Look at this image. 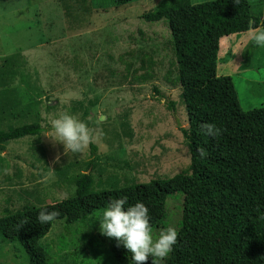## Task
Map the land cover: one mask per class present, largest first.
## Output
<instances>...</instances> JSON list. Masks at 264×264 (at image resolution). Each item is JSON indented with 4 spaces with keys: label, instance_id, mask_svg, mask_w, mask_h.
<instances>
[{
    "label": "rangeland",
    "instance_id": "rangeland-1",
    "mask_svg": "<svg viewBox=\"0 0 264 264\" xmlns=\"http://www.w3.org/2000/svg\"><path fill=\"white\" fill-rule=\"evenodd\" d=\"M161 1L116 7L110 0H0L1 124L36 121L43 129L36 137L7 143L0 152V216L4 210L71 197L75 188L68 179L79 173L100 183L94 189H105L170 178L188 167L179 131L187 117L180 88L173 84L167 22L142 19ZM211 1L216 0H191ZM249 4L253 15L264 12V0ZM49 24H55L54 34H46ZM49 38L61 41L59 54L47 48ZM246 51L250 61L245 66ZM149 59L154 65L139 69ZM216 70L231 78L241 109L264 107V47L253 45L251 31L220 40ZM62 112L92 130L94 138L78 153L64 152L51 138L49 122ZM90 161L93 167L87 168ZM182 203V193L168 198L165 228L177 229ZM100 213L84 226H65L63 220L52 224L40 241L52 264H124L109 248L112 238L99 231ZM162 229L151 233L155 237ZM0 264L29 263L18 242L0 236Z\"/></svg>",
    "mask_w": 264,
    "mask_h": 264
},
{
    "label": "trees",
    "instance_id": "trees-1",
    "mask_svg": "<svg viewBox=\"0 0 264 264\" xmlns=\"http://www.w3.org/2000/svg\"><path fill=\"white\" fill-rule=\"evenodd\" d=\"M110 1L121 7L135 0ZM142 19L167 22L175 58L173 84L180 88L187 117V126L179 131L188 149V167L170 178L105 189H94L100 183L95 184L91 174L73 175L68 177L75 188L71 197L52 205L4 210L0 236L18 242L29 264H52L40 241L55 221L84 226L89 217L102 213L110 197L126 195L129 204L139 200L148 207L150 230L165 228L167 200L182 193L177 241L162 264H264V107L241 109L231 78L218 76L216 70L220 40L257 26L264 28V12L253 15L249 0H242L239 6L232 0L200 4L163 0ZM249 61L248 54L244 65ZM146 63L154 65L150 59L141 61L139 69ZM135 71L129 75L135 77ZM1 121L0 152L9 142L43 132L36 121L19 126L2 125ZM203 123L215 124L220 135H204L200 130ZM200 148L205 150L202 157ZM92 161L87 168L93 167ZM42 207L57 210L58 217L40 225L36 215ZM109 248L120 262L132 264L131 254L117 246L115 238ZM151 260L149 256L143 264H151Z\"/></svg>",
    "mask_w": 264,
    "mask_h": 264
},
{
    "label": "clouds",
    "instance_id": "clouds-1",
    "mask_svg": "<svg viewBox=\"0 0 264 264\" xmlns=\"http://www.w3.org/2000/svg\"><path fill=\"white\" fill-rule=\"evenodd\" d=\"M232 2L235 6H239L242 0H232ZM251 40L254 46L264 47V28L254 27L251 30ZM49 130L53 133L51 138L63 145L64 152L67 150L78 153L94 138L92 130L85 121L67 112H62L53 118L49 122ZM200 130L204 135L212 137L221 133V129L213 123L201 124ZM198 152L201 157L205 155L203 148L198 149ZM58 215L57 210L42 207L36 215V221L44 225L53 221ZM98 220L100 233L115 238L117 246L122 245L127 253L131 254L132 264H143L149 256L152 258L151 264H162L163 259L173 251L177 241V229L171 224L154 237L150 230L148 207L139 200L129 204L126 195L110 197ZM24 223L22 222L21 225Z\"/></svg>",
    "mask_w": 264,
    "mask_h": 264
},
{
    "label": "crops",
    "instance_id": "crops-1",
    "mask_svg": "<svg viewBox=\"0 0 264 264\" xmlns=\"http://www.w3.org/2000/svg\"><path fill=\"white\" fill-rule=\"evenodd\" d=\"M74 20H76L75 18H74ZM77 21V20H76ZM76 21H73V22H76ZM32 26H36V27H39L38 29L39 30H41V33H44V29H43V26L41 25H38V24H36V23H34V25H32ZM46 26V25H45ZM64 26H65V24H64ZM34 29H35V27H34ZM37 30V29H36ZM45 30H47V33L46 34H54L53 32L56 30V26H55V24H49V25H47L46 27H45ZM78 29H76L75 31H77ZM62 33V32H61ZM76 37H78V36H76ZM49 40H51L52 42L50 43V44H48L47 45V48H49V49H52L53 50V54L55 53L56 55L57 54H59V52L56 50V48H57V46L58 45H60L61 44V41H56L55 39H52V38H49ZM41 48V47H40ZM41 51H42V49H41ZM59 60H61V57H60V59ZM58 60V61H59Z\"/></svg>",
    "mask_w": 264,
    "mask_h": 264
}]
</instances>
